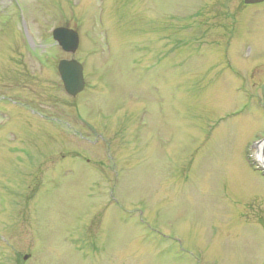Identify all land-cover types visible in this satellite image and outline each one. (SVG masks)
Here are the masks:
<instances>
[{
  "label": "rangeland",
  "instance_id": "374dc122",
  "mask_svg": "<svg viewBox=\"0 0 264 264\" xmlns=\"http://www.w3.org/2000/svg\"><path fill=\"white\" fill-rule=\"evenodd\" d=\"M243 6L0 0V264H264V3Z\"/></svg>",
  "mask_w": 264,
  "mask_h": 264
},
{
  "label": "water",
  "instance_id": "95a60500",
  "mask_svg": "<svg viewBox=\"0 0 264 264\" xmlns=\"http://www.w3.org/2000/svg\"><path fill=\"white\" fill-rule=\"evenodd\" d=\"M246 5H257L264 0H244ZM53 39L66 53L75 55L80 46L79 33L67 27H59L53 31ZM58 71L61 81L68 95L76 97L85 89L84 68L75 59L62 60ZM256 162L259 169L264 173V139L256 144Z\"/></svg>",
  "mask_w": 264,
  "mask_h": 264
},
{
  "label": "flooded vegetation",
  "instance_id": "af4514ba",
  "mask_svg": "<svg viewBox=\"0 0 264 264\" xmlns=\"http://www.w3.org/2000/svg\"><path fill=\"white\" fill-rule=\"evenodd\" d=\"M240 1H241L242 4L244 5L242 9H246V8L249 7V6H253V5H250V4H249V5H246L245 2H244V0H240ZM80 95H81V94H80ZM80 95H78L77 97H74V98L71 97V98H72L73 100H76Z\"/></svg>",
  "mask_w": 264,
  "mask_h": 264
}]
</instances>
